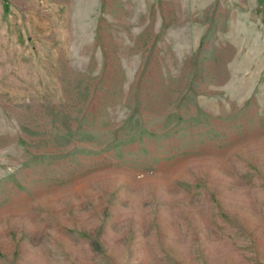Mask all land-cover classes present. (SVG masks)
<instances>
[{
  "label": "rangeland",
  "instance_id": "obj_1",
  "mask_svg": "<svg viewBox=\"0 0 264 264\" xmlns=\"http://www.w3.org/2000/svg\"><path fill=\"white\" fill-rule=\"evenodd\" d=\"M0 264H264V0H0Z\"/></svg>",
  "mask_w": 264,
  "mask_h": 264
}]
</instances>
